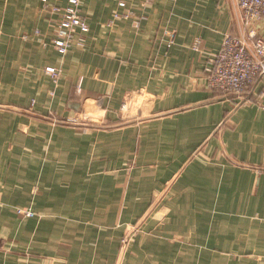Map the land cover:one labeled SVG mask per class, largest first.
<instances>
[{
    "label": "crops",
    "instance_id": "1",
    "mask_svg": "<svg viewBox=\"0 0 264 264\" xmlns=\"http://www.w3.org/2000/svg\"><path fill=\"white\" fill-rule=\"evenodd\" d=\"M119 1L83 0L85 45L62 54L68 0H0V264H264V76L243 97L208 83L225 35L264 21Z\"/></svg>",
    "mask_w": 264,
    "mask_h": 264
},
{
    "label": "built area",
    "instance_id": "2",
    "mask_svg": "<svg viewBox=\"0 0 264 264\" xmlns=\"http://www.w3.org/2000/svg\"><path fill=\"white\" fill-rule=\"evenodd\" d=\"M82 1L68 0L63 9L58 6L53 7V10L62 11L56 22L55 35L51 42L62 54L67 53L75 43L85 45V34L90 27L86 17L81 13ZM145 1L148 2L149 0ZM237 4L242 11L246 24L264 21V0H237ZM119 5L125 8V0H120ZM129 14H131V10L125 8L123 15ZM114 16H120V11L117 10ZM39 33L40 29H35V34ZM168 33L170 35L168 46L171 47L175 43L174 32L169 31ZM29 37L30 34H23L24 39ZM47 43L44 42V44ZM193 47L196 49L201 48V38L195 39ZM211 62L212 68L208 76L209 86L213 89L231 92L243 97L257 79L264 76V36L257 35L253 30L248 38L245 35L228 33L224 37L220 50L212 56ZM45 70L57 84L61 76V68L47 66ZM51 93L54 94V90ZM24 214L31 216L34 215V211L28 209ZM137 229L138 226L135 225L127 228V232L121 241L122 252L129 248Z\"/></svg>",
    "mask_w": 264,
    "mask_h": 264
}]
</instances>
